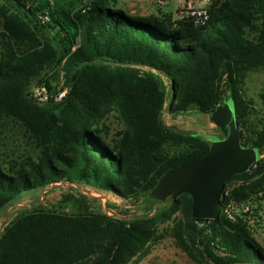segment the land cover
Masks as SVG:
<instances>
[{
  "label": "trees",
  "instance_id": "16d2710c",
  "mask_svg": "<svg viewBox=\"0 0 264 264\" xmlns=\"http://www.w3.org/2000/svg\"><path fill=\"white\" fill-rule=\"evenodd\" d=\"M45 12L49 22L39 18ZM209 14L198 26L163 10L134 15L120 0H0V126L15 122L39 150L16 156L0 141V211L56 184L151 203L131 219L93 212L72 195L28 209L0 234V264H139L167 237L194 264H264L246 223L224 212L230 202L264 201V91L260 111L246 95L249 73L264 69V0H211ZM61 76L64 101L31 100L32 85ZM229 99L243 146L263 156L256 172L230 178L205 226L188 194L155 212L149 194L160 177L211 146L168 126L164 113L211 115ZM111 112L120 130L107 124Z\"/></svg>",
  "mask_w": 264,
  "mask_h": 264
},
{
  "label": "rangeland",
  "instance_id": "374dc122",
  "mask_svg": "<svg viewBox=\"0 0 264 264\" xmlns=\"http://www.w3.org/2000/svg\"><path fill=\"white\" fill-rule=\"evenodd\" d=\"M120 3L126 9L136 10L135 14H153L157 13L158 10H163L172 12L177 16V14L183 13L185 9L182 0H169L164 7L160 6L157 0H120ZM1 24L0 20V30ZM263 91L264 69L249 73L246 80V95L253 101L258 111L262 107L260 94ZM210 117L198 111L189 112L174 118L168 113H164L165 123L178 130L222 136L220 129L211 122ZM106 122L111 126L113 131L120 130L123 127L115 112L107 115ZM0 141L7 146L4 148H7L8 151L14 153L16 156L28 154L37 157L39 155V150L24 137L23 130L15 122L9 121L0 126ZM236 184L235 182L232 185ZM69 195L85 197L93 212L106 214L108 211H112L115 216L128 219L146 214L151 206V203L146 199L137 203L125 201L88 185L57 184L24 194L2 209L0 211V234L10 222L24 211L36 206H44L46 208L58 207L60 202L63 201V197ZM252 205L254 210L259 209V212L256 213V224L252 234L264 250V201L258 202V204L252 203ZM163 241L164 243L161 242L154 247L150 259H146L142 264H158V257L163 252H166L167 260L171 262L170 264H194L176 247L172 238L167 237Z\"/></svg>",
  "mask_w": 264,
  "mask_h": 264
},
{
  "label": "water",
  "instance_id": "95a60500",
  "mask_svg": "<svg viewBox=\"0 0 264 264\" xmlns=\"http://www.w3.org/2000/svg\"><path fill=\"white\" fill-rule=\"evenodd\" d=\"M210 120L222 136L193 133L211 143L209 152L194 161L167 170L150 192L160 207L175 201L183 194L192 197V216L200 226L215 220L227 182L231 177L246 173L260 160L258 148L244 147L237 122L235 102L229 99L220 104ZM182 133L189 134L187 131Z\"/></svg>",
  "mask_w": 264,
  "mask_h": 264
},
{
  "label": "built area",
  "instance_id": "2783aa9c",
  "mask_svg": "<svg viewBox=\"0 0 264 264\" xmlns=\"http://www.w3.org/2000/svg\"><path fill=\"white\" fill-rule=\"evenodd\" d=\"M169 0H157L160 6L164 7ZM178 1V0H171ZM184 4V11L181 14H177L178 19L190 18L198 26H205L209 19V7L211 5V0H182ZM43 22H49L50 16L48 12L41 14L39 17ZM69 87L66 86L63 76L60 77L58 81L51 82V85L45 83H39L32 85L28 94L32 101H34L39 106H44L50 103H60L64 101L69 93ZM261 159V156H260ZM258 168L257 163H255L246 172L250 175L254 174ZM242 184V182L237 183V185ZM57 185V184H56ZM236 186V185H235ZM229 188L224 191V195L228 194ZM224 212L229 220L232 222H238L240 220L244 221L248 226L249 230L253 232L256 224V212L253 209V205L249 201L244 202H230L226 205ZM108 216H115L112 211L106 213Z\"/></svg>",
  "mask_w": 264,
  "mask_h": 264
},
{
  "label": "crops",
  "instance_id": "0c3cea01",
  "mask_svg": "<svg viewBox=\"0 0 264 264\" xmlns=\"http://www.w3.org/2000/svg\"><path fill=\"white\" fill-rule=\"evenodd\" d=\"M159 8V7H158ZM135 11L136 10H130V13L131 14H134L135 15ZM149 14H151V13H137L136 15H140V16H146V15H149ZM209 116H211V115H209ZM117 198V197H116ZM118 199H120V198H118ZM162 243H164V241H161ZM160 242V243H161ZM159 243V244H160ZM177 247V246H176ZM179 249V248H178ZM180 250V249H179ZM181 251V250H180ZM161 253H162V251H160ZM182 252V251H181ZM183 253V252H182ZM152 254H153V252L146 258V259H150V257L152 256ZM186 256V255H185ZM164 257H166V258H164ZM187 257V256H186ZM167 256H166V252H163L162 254H160L159 255V257H158V261L157 262H159L158 264H170L171 262L169 261V260H167ZM188 258V257H187ZM146 259H144L142 262H140L139 264H142V263H144V261L146 260ZM193 263V262H192Z\"/></svg>",
  "mask_w": 264,
  "mask_h": 264
}]
</instances>
